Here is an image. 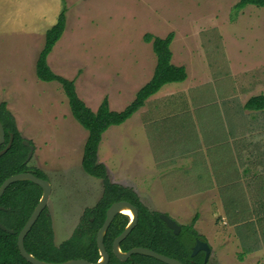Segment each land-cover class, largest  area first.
<instances>
[{
	"label": "rangeland",
	"instance_id": "1",
	"mask_svg": "<svg viewBox=\"0 0 264 264\" xmlns=\"http://www.w3.org/2000/svg\"><path fill=\"white\" fill-rule=\"evenodd\" d=\"M238 2L0 0V103L7 104L21 136L38 147L29 165L36 168L43 163L39 170L52 185L48 210L56 245L72 236L84 211L94 207L103 193L101 180L86 174L81 165L88 132L73 118L61 85L40 81L35 73L45 34L55 25L63 8L66 28L48 56V64L55 74L75 81L78 96L92 111L106 95L112 110L125 109L131 103L128 100L133 88H137L132 97L135 98L156 66L152 43L145 41V35L165 38L171 32L175 35L172 62L185 63L187 79L167 84L163 91L194 86L190 96L205 98V106L218 105L221 111V103L233 110L241 109L243 101L264 95V9L251 5L237 11ZM120 82L130 86L116 100L113 91ZM200 108L199 104L193 105L189 111L196 113ZM183 109L184 105H180L173 110L177 113ZM244 111L250 115L258 112L246 108ZM263 114L264 110L260 112ZM212 122L201 121V126L192 131L165 133L159 140L164 154L180 150L184 136L195 135L186 141L191 145ZM125 123L104 133L98 159H105L114 172L116 168L124 176H135L133 180L140 185L141 176L145 175H141L142 167L150 162L145 142L146 133L152 128H141L139 117ZM175 171L179 175L173 172V177L163 182L167 198L158 194L153 200L155 205L146 197L143 200L151 208L168 211V216L180 225H189L199 213L194 228L212 248L208 264H264V223H256V232L254 226H247L249 230L238 233L228 220V225L223 224V201L199 200L195 207H186L180 197L168 198L172 189L175 196H181L196 187L190 188L187 180L191 172L180 179L183 170ZM174 183L177 185L173 187ZM143 200L140 199L144 204ZM185 233L190 238L189 232Z\"/></svg>",
	"mask_w": 264,
	"mask_h": 264
},
{
	"label": "trees",
	"instance_id": "2",
	"mask_svg": "<svg viewBox=\"0 0 264 264\" xmlns=\"http://www.w3.org/2000/svg\"><path fill=\"white\" fill-rule=\"evenodd\" d=\"M251 5L264 9V0H239L235 10L240 11ZM66 20L64 7L55 25L45 34V43L36 62V76L40 81L57 82L61 85L73 118L88 132L81 165L86 174L102 181L103 194L93 208L84 211L72 236L60 245L55 244L53 220L46 208L25 238L27 252L41 261L50 263H63L75 259L97 263L101 256L96 237L105 221L106 211L113 203L127 201L137 208L139 217L135 228L120 244L123 253L134 248H147L183 264H208L204 262L202 254L191 257V247L195 239L206 241L194 229L199 214L193 217L189 225L182 226L179 235H174L160 219V213L149 210L132 189L113 184L106 167L98 162V149L102 136L110 127L124 124L163 86L181 83L187 79L186 69L172 63L171 44L175 37L174 33H169L165 38L145 35V41L152 43L157 59L156 67L151 80L136 93L131 104L123 111L115 112L110 110L108 99L105 98L99 108L92 111L78 96L75 81L55 74L48 64V56L65 31ZM245 108L251 111H263L264 95L251 97L246 102ZM0 121L6 133L0 152L6 148L13 136V144L9 151L0 155V186L9 177L25 172H31L47 180L44 172L26 163L29 148L24 145L25 139L19 133L16 121L5 102L0 103ZM42 194L40 187L23 181L12 184L0 198V207H2L0 223L14 231L10 234L0 228V264H31L21 256L17 240L19 232L38 205ZM129 221L126 215L118 214L104 237L105 247L110 256L109 264H164L142 255H133L123 262L114 255L113 242L125 230ZM185 231L189 232L190 238L186 236Z\"/></svg>",
	"mask_w": 264,
	"mask_h": 264
},
{
	"label": "crops",
	"instance_id": "3",
	"mask_svg": "<svg viewBox=\"0 0 264 264\" xmlns=\"http://www.w3.org/2000/svg\"><path fill=\"white\" fill-rule=\"evenodd\" d=\"M224 52L226 54L228 50ZM178 57L179 54L176 57L177 60H179ZM227 60L231 59L227 57ZM177 63L179 65L176 66L184 67L185 63L182 61ZM118 74L121 76L120 72ZM129 86L130 84L124 82L115 84L113 95L116 100L126 94ZM166 87L163 86L159 92L151 96L145 105L126 121L127 123L139 117L141 128L146 129L148 126L152 128V132L146 133L145 142L150 162L147 161L142 167L141 175H145L141 176L140 185L137 184V180H133L135 176H130L132 178L124 176L117 172L116 168L115 172L112 171L105 159L101 160L100 158L98 162L106 167L112 183L130 188L138 194L140 199L143 200V197H146L152 203L157 199L158 194L167 198L163 182L173 177L172 173L177 172L175 169L183 170L180 179L185 178L184 174L191 172V178L186 179L190 181V188L196 187L182 193L181 196H175L173 194L175 190L172 189L173 192L168 195V198L180 197L181 200L186 201V207H195L196 201L199 200L223 201L222 205L225 210H223L222 220L224 225L229 223L230 227H236L238 233H241V230H249L247 226H254L253 232H256V223H264V125H262L264 124V114L260 115L261 111H255L257 115L246 113L244 101L240 105L241 109L236 108L235 110L230 109L228 104L221 103L220 111L218 105L205 106L203 103L208 101L205 98L190 96L191 89H195L194 86L163 91ZM136 90L137 88H133V93L128 101L133 102L135 98L132 97ZM108 97L106 95L105 98L108 99L109 108L114 111ZM216 99L212 98V101H217ZM198 104L201 105L198 112L189 111L190 107ZM180 105H184L183 112L174 113L173 109ZM98 106L96 110L99 108ZM204 120H213L214 122L207 123L201 132L202 135L194 138L191 145H187L186 141L190 136L195 135L184 136L180 150L172 149L174 152H168V155L164 154L165 148L159 140L165 133L177 130L192 131V129L200 127L201 121ZM33 146L35 152H38V147ZM42 165L43 163L36 168L39 169ZM176 185L174 183L173 187ZM144 204L151 211L169 215L168 211L154 206L151 208L146 202ZM153 205L155 204L153 203ZM170 215L172 217L181 216V214ZM176 221L178 222V220ZM194 229L196 230V228Z\"/></svg>",
	"mask_w": 264,
	"mask_h": 264
},
{
	"label": "water",
	"instance_id": "4",
	"mask_svg": "<svg viewBox=\"0 0 264 264\" xmlns=\"http://www.w3.org/2000/svg\"><path fill=\"white\" fill-rule=\"evenodd\" d=\"M5 129L0 121V146L5 141ZM24 145L29 148V153L26 159V163H29L34 156V146L27 140H25ZM13 144V136H11L10 141L5 149H3L0 152V155H4L9 149L11 148ZM28 181L31 182L38 187L41 188L43 194L42 197L38 203V205L35 207L34 211L32 212L31 216L27 220L24 227L21 229V231L18 234V240H17V246L18 250L21 254V256L29 263L31 264H109L110 256L109 253L106 250L105 243H104V237L111 226L112 222L114 221L115 217L118 214H124L122 210L124 208H129L132 211L133 216L129 217L130 221L128 226L125 228V230L114 240L113 242V253L114 255L120 260V261H127L131 256L133 255H142L146 257L154 258L164 264H183L182 262L167 257L165 255L159 254L155 251H152L147 248H134L130 250L127 253H123L120 250V244L129 236V234L132 232V230L135 228L138 222L139 213L135 206H133L131 203L127 201H120L113 203L106 211V218L102 225V227L99 229L96 237V244L98 247L99 254L101 256L100 260L97 263H90L83 259H75V260H69L63 263H50L41 261L37 258H35L33 255L27 252L25 248V238L28 235V233L31 231L37 220L39 219L42 212L47 208L50 195L52 193V185L49 180L42 179L37 177L35 174L31 172H25V173H19L16 175H13L6 179L0 186V198L4 195L5 191L10 187L12 184L17 182H23ZM2 207H0V210ZM160 219L165 223L168 229L172 230L175 235H179L181 232V226L172 218H170L168 215L161 214ZM0 228L8 232L10 234H13L14 231L8 229L3 224L0 223ZM204 252L205 253V262H208L209 257L211 255V246L208 242L202 241V240H196L195 246L193 248L192 256H196L198 253ZM101 259L103 261L101 262Z\"/></svg>",
	"mask_w": 264,
	"mask_h": 264
},
{
	"label": "flooded vegetation",
	"instance_id": "5",
	"mask_svg": "<svg viewBox=\"0 0 264 264\" xmlns=\"http://www.w3.org/2000/svg\"><path fill=\"white\" fill-rule=\"evenodd\" d=\"M36 169H38V168H36ZM47 178H48V177H47ZM109 179H110V178H109ZM47 180H49V179H47ZM110 181H111V180H110ZM101 182H102V181H101ZM113 184H114V183H113ZM119 186H120V185H119ZM122 187H123V186H122ZM102 194H103V193H102ZM47 208H48V206H47ZM92 208H93V207H92ZM149 210H150V209H149ZM154 212H155V211H154ZM123 215H124V214H123ZM160 215H161V213H160ZM127 217H128V216H127ZM128 218H129V217H128ZM129 220H130V218H129ZM178 224H179V223H178ZM179 225H180V224H179ZM180 226H181V232H182V226H183V225H180ZM171 231H172V230H171ZM172 232H173V231H172ZM181 232H180V233H181ZM197 233H198V232H197ZM198 234H199V233H198ZM174 235H175V234H174ZM197 239H198V240H202V239H199V238H196V239H195V241H194V243H193V245H192V247H191V251H192V252H193V248H194V246H195V242H196ZM202 241H204V240H202ZM206 242H207V240H206ZM211 250H212V248H211ZM200 254L203 255V257H204V262H205V253H204V252H200V253H198L197 255H200ZM197 255H196V256H197ZM211 255H212V252H211ZM211 255H210V257H211ZM196 256H194V257H196ZM131 257H132V256H131ZM131 257H130V258H131ZM191 257H193V256H192V253H191ZM210 257H209V260H210ZM130 258H129V259H130ZM129 259H128V260H129ZM83 260H84V259H83ZM209 260H208V261H209ZM123 262H125V261H123ZM90 263H91V262H90ZM205 263H208V262H205Z\"/></svg>",
	"mask_w": 264,
	"mask_h": 264
},
{
	"label": "bare ground",
	"instance_id": "6",
	"mask_svg": "<svg viewBox=\"0 0 264 264\" xmlns=\"http://www.w3.org/2000/svg\"><path fill=\"white\" fill-rule=\"evenodd\" d=\"M122 212L124 213V215L128 216V217H132L133 214H132V211L129 209V208H124L122 210ZM103 261V259H101V262Z\"/></svg>",
	"mask_w": 264,
	"mask_h": 264
}]
</instances>
